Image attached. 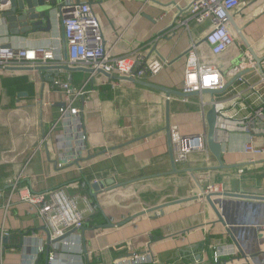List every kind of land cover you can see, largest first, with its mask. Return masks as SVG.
Here are the masks:
<instances>
[{
    "label": "crops",
    "instance_id": "1",
    "mask_svg": "<svg viewBox=\"0 0 264 264\" xmlns=\"http://www.w3.org/2000/svg\"><path fill=\"white\" fill-rule=\"evenodd\" d=\"M63 1L58 0L52 8L50 32L24 29L10 37V26L0 17V48H52L57 55L55 65L75 67L68 61L58 6L80 1L90 4L98 15L113 57L141 53L167 61L163 71L143 80L145 83L182 92L185 54L192 38L199 42L202 61L219 67L229 82L240 73H245L242 76L250 83L257 82L248 53L237 37L226 53L214 57L194 24L190 30L179 26V21L188 17L184 0ZM239 1L230 15L256 55L264 58V0ZM236 67L241 72L230 77L228 72ZM45 75L34 69L0 71V233L2 237L9 233L8 242H0L5 247L0 264H46L47 252L49 264H115L135 254L145 257L143 264H264V202L213 199L246 258L241 257L225 229L216 224V215L205 200L132 219L154 207L197 196V187L186 172L189 169H197L196 177L207 191L264 196V154L244 152L251 138L248 134L229 124L218 125L225 168L219 169L211 152L195 153L187 162L177 164L179 172L173 174L165 132L169 104L171 126H179L186 136L207 135V114L213 100L230 106L238 94L247 96L249 85L238 79L214 97L172 95L168 99L158 89L97 74L87 85L86 105L80 103L88 152L73 164L59 167L65 153L60 141L63 131L51 129L62 97L50 78H60L79 89L90 74L55 71L47 80ZM22 80H27V87ZM246 102L258 106L255 96ZM261 124H254L262 131L255 133L253 143L264 148ZM20 174L23 178L9 209H5L9 181ZM107 181L112 186L93 197L91 185ZM58 189L78 199L79 209L86 211V221L83 229L68 231L64 239L53 242L38 208L22 202L19 194L28 191L38 197ZM94 205L97 208L91 212ZM97 215L99 223L93 222ZM221 248L230 255H221L215 263L214 253Z\"/></svg>",
    "mask_w": 264,
    "mask_h": 264
},
{
    "label": "built area",
    "instance_id": "2",
    "mask_svg": "<svg viewBox=\"0 0 264 264\" xmlns=\"http://www.w3.org/2000/svg\"><path fill=\"white\" fill-rule=\"evenodd\" d=\"M184 2L188 6V17L179 21V26L190 30L191 24H194L201 31L203 41L211 56L218 57L226 53L235 42L236 37L228 24V15L236 5L240 4V1L184 0ZM59 15L67 44L68 61L75 67L94 71L89 80L79 89L73 88L69 82L60 78L53 81V88L61 94L60 104L63 106L57 108V118L51 130L53 132L63 131L60 141L65 153L61 164H59V167H63L80 160L88 152L84 111L80 103L86 105L84 97L90 93L87 90V85L98 74L97 71L143 81L159 75L167 65V61L160 58H147L141 53L129 57H113L111 50L106 46L101 21L88 3L65 1L59 7ZM198 43L192 38V44L185 54L186 64L182 93L190 95L205 90H224L229 83L228 77L219 67L202 61ZM248 57L252 71L256 73L258 79L256 83H250L244 76L240 78L243 84L249 85L247 96L238 94V98L227 107L216 100H213L212 105L216 104L218 109L217 127L218 125L226 127L229 124L231 128L248 134L251 138L250 142L245 145L244 152L249 155H262L264 148L256 147L253 139L255 133L262 131L257 129L254 124L262 123L261 125H264V75L257 69L249 54ZM56 61L57 55L52 48L18 50L0 48V71L55 65ZM240 72V68L236 67L229 71L228 75L231 77ZM251 96L256 97L258 106L253 107L252 104L246 102ZM50 106L53 107L55 104H50ZM243 112L248 114L245 117H240ZM170 134L176 164L187 162L189 157L195 153L210 154L206 140L207 135H183L177 125L171 126ZM22 178L23 175L20 174L9 181L10 197L5 209H9L12 196L17 192ZM85 186L86 184L83 183L82 187ZM19 195L22 202L31 208H38L39 217L44 221L45 229L48 230L51 240L64 237L68 231L81 230L85 225L86 211L80 210L78 199L68 195L65 190L58 189L48 195L38 197H34L28 191L20 192ZM2 199L3 195L0 193V201ZM96 208L97 206L94 205L91 212H94ZM4 234L9 237L8 232H4ZM4 254L5 247L0 244V260ZM221 255L229 256L230 254L221 248L220 252L214 253L215 263H219ZM145 261L144 256L135 254L115 264H143Z\"/></svg>",
    "mask_w": 264,
    "mask_h": 264
},
{
    "label": "water",
    "instance_id": "3",
    "mask_svg": "<svg viewBox=\"0 0 264 264\" xmlns=\"http://www.w3.org/2000/svg\"><path fill=\"white\" fill-rule=\"evenodd\" d=\"M63 1V0H61ZM65 1V0H64ZM63 1V2H64ZM58 0H0V17L5 20L9 26H10V33L8 36L12 37L13 34L17 32H21L24 29H27L28 31H42V32H50L52 29V8L57 5ZM77 3L80 1H76ZM63 4V3H62ZM61 4V5H62ZM58 6V7H61ZM228 24L232 28L235 36L238 38L241 45L246 49L251 59L255 62L256 67L259 69V71L264 75V70L262 68V63L264 62V58H259L253 48L251 47L250 43L248 42L247 38L245 37L243 30L236 24L234 17L232 15H228ZM19 34V33H18ZM2 48L4 49H10L11 45H5ZM37 71L39 73H46L45 80H47V76H52V74L56 72H68V73H74L76 71H82L88 74H93V70L89 69H78L69 65H45V66H39L36 68H32L31 70ZM14 70V69H12ZM19 70V69H16ZM22 71H29L30 69H21ZM98 74L103 75L109 80L113 81H127L130 83L143 85L150 88L158 89L162 92H164L168 99L172 95H179L182 98H187L192 95H211L212 97L220 94L222 91L228 89L231 85L234 84V82L242 77L245 73H240V75L236 76L232 81H230L226 88L222 91H213V90H205L201 93H195L186 95L182 92H175L172 90H168L165 88L157 87L148 83H145L143 81L135 80L132 78L127 77H119V76H113L107 73H104L103 71H97ZM50 74V75H49ZM54 77L50 78V82L53 83ZM59 106H63V104H60ZM207 124H208V133H207V146L209 151L213 154V156L217 159L219 162V169L225 168L222 164V155H223V148L222 143L218 140V109L217 105H212L210 111L207 114ZM171 123H170V111H169V104L167 106V114H166V127L165 132L167 134L168 139V146H169V155H170V161L172 165V173H178L177 170V164L175 162L174 158V152H173V146L171 141ZM192 180L194 181L197 190L199 194L195 197L179 200L176 202L168 203L165 205H161L158 207H154L148 211H145L144 213H140L139 215H136L132 219H135L137 217H141L143 215H149L152 213H159L162 214L163 210L167 207L184 204L192 201L197 200H205L213 210V212L216 215L217 221L216 224H220L224 229L227 235L229 236L230 240L232 241L233 245L236 247V249L239 251L242 258H246V255L242 251L241 247L239 246L238 242L236 241L232 231L227 227V224L225 220L223 219L221 213L217 209L213 199L215 197H229V198H237V199H247V200H255V201H261L264 202V196H257V195H244V194H237V193H228V192H208L205 190V188L202 186V184L199 182L198 178L196 177L197 169H189L186 171ZM110 181L107 182H96L91 185V194L93 197H96L101 191L106 190V188L112 186L110 184ZM131 219V220H132ZM64 237L55 239L53 242L60 241L64 239ZM0 242L7 243L8 239L6 237H2L0 233ZM51 242V241H50ZM50 256L49 252H47L46 256V264H49Z\"/></svg>",
    "mask_w": 264,
    "mask_h": 264
},
{
    "label": "trees",
    "instance_id": "4",
    "mask_svg": "<svg viewBox=\"0 0 264 264\" xmlns=\"http://www.w3.org/2000/svg\"><path fill=\"white\" fill-rule=\"evenodd\" d=\"M23 85H25L26 87H27V85H28V82H27V80H22V82H21ZM93 222H95V223H99L100 222V218H99V216L97 215V216H95L94 218H93Z\"/></svg>",
    "mask_w": 264,
    "mask_h": 264
}]
</instances>
